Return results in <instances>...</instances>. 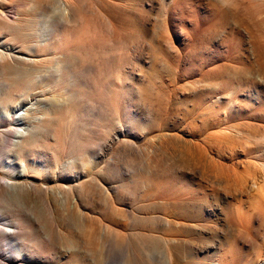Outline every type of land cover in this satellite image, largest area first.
I'll return each instance as SVG.
<instances>
[{
    "label": "rangeland",
    "instance_id": "1",
    "mask_svg": "<svg viewBox=\"0 0 264 264\" xmlns=\"http://www.w3.org/2000/svg\"><path fill=\"white\" fill-rule=\"evenodd\" d=\"M67 1L66 13L0 0V52L29 59L0 56V102L29 131L11 147L17 119H0V216L18 230L2 225L0 264L18 248L29 264H89L78 251L109 264L264 258V121L243 120L261 127L251 134L230 120L264 104V45L249 32L264 0Z\"/></svg>",
    "mask_w": 264,
    "mask_h": 264
},
{
    "label": "bare ground",
    "instance_id": "2",
    "mask_svg": "<svg viewBox=\"0 0 264 264\" xmlns=\"http://www.w3.org/2000/svg\"><path fill=\"white\" fill-rule=\"evenodd\" d=\"M59 1V5H60V8H61V10L63 11V12H69V2L67 1V0H58ZM175 0H173V2H174ZM224 5V3L223 4H221V3H219V5L218 6H216V8H215V11L217 12V14H220V15H222V17H224L225 16V14H226V11H224V9H223V6ZM245 5V4H244ZM244 5H242V3L240 2V0L236 3V7L239 9V8H241L242 7V11H244V10H246V9H244L243 10V7H244ZM244 8H246V7H244ZM226 10V9H225ZM0 15H5V11L3 10V8H1L0 7ZM219 17V16H218ZM218 19V18H217ZM249 20H250V22H251V24L249 25L250 26V31H249V29H248V31L250 32V34L251 35H253V37H256L257 39H258V41H260L261 43H263V44H261V45H264V11H262L260 14H258V15H255L254 14V16H251V17H249ZM220 21V20H219ZM238 23V22H237ZM239 24H241V25H243L244 27H246V22H244L242 19L241 20H239ZM224 28V27H223ZM42 30V29H41ZM48 31H49V29H47ZM46 30V31H47ZM52 32L54 31V30H52V29H50ZM50 31V32H51ZM40 32H42V31H40ZM52 32L50 33V34H47V32H46V34L43 32L41 35L39 34V37H42V39H46V40H50V36H51V34H52ZM39 33V32H38ZM54 34V33H53ZM53 34H52V36H53ZM232 35V34H231ZM252 37V38H253ZM251 38V39H252ZM255 39V38H254ZM254 39H252L253 41H254ZM257 41V40H256ZM255 41V42H256ZM258 41H257V43H258ZM255 42H253V43H255ZM256 46V45H255ZM260 47H262V46H260ZM34 48H39V44L38 43H36L35 45H34ZM256 48V47H255ZM6 53H8L11 57H12V60L13 61H15V62H19V61H27V60H29V59H25L24 60V58H23V56H21V55H19V54H15L14 52H12V51H9L8 50V52H7V50H5V53H3V52H0V56L1 57H3ZM10 56H8V57H10ZM10 57V58H11ZM257 57H258V62H260V67H261V69L264 71V51H260V52H258L257 53ZM228 60H230V58H228ZM32 62V61H31ZM32 63H34V62H32ZM227 66V65H226ZM206 67V66H205ZM208 68V67H207ZM214 68V67H213ZM225 68V67H224ZM227 68H228V66H227ZM198 69V68H197ZM215 69V68H214ZM223 69V68H222ZM231 69V68H230ZM242 69V68H241ZM260 69V70H261ZM218 70V69H217ZM226 70V69H225ZM229 70V69H228ZM227 70V71H228ZM48 71V70H47ZM222 71V70H221ZM224 71V70H223ZM46 72V71H45ZM194 72V71H193ZM198 74L204 79V80H206V79H215L216 78V73H215V70H213V69H205V68H203V67H201L198 71ZM218 73L219 72H217V75H218ZM264 73V72H263ZM37 74H39V72L38 73H36V75ZM220 74V73H219ZM222 75V74H221ZM229 75V74H228ZM231 75V74H230ZM42 77H43V75H41ZM40 76V77H41ZM226 76V75H225ZM241 76V75H240ZM219 77H221V76H219ZM39 77H37V79H38ZM262 78V77H261ZM40 79V78H39ZM202 79V80H203ZM260 79V78H259ZM217 80V79H216ZM235 81V80H234ZM225 82V81H224ZM225 84V88L227 89V91H228V93L229 94H232V95H236V94H238L239 93V89H237V88H239V87H236V85L234 86V83H230L229 81H227V82H225L224 83ZM262 85H264V83L262 84ZM238 86H239V84H238ZM193 102H194V104H193ZM14 103V101H12L11 99H5V100H3L2 102H0V119L1 120H9V121H11V120H13L14 118H16L17 120H16V127H14V129L16 130L15 132H12V134L13 135H11L12 136V139H11V144H10V146L11 147H18L20 144H21V141H23L24 140V138L28 135V127L25 125V120H24V113H18L17 112V114L16 113H12L11 114V111L13 112V111H20V110H16V109H18L16 106H12V104ZM192 104H193V108L196 110V111H202L204 108H203V105H204V93H203V95H201L200 97H199V99L197 100V101H192ZM192 111H194V110H192ZM205 113V112H204ZM259 114V117L261 118V120H263L264 121V104L261 106V107H259V108H250L248 111H247V113L244 115V116H231L230 117V120H234L235 122H236V124H238V126H242V127H245L246 128V131H247V129L249 130V131H251L250 133L251 134H259V132H261L262 130H261V127L260 126H256V127H254L253 125H251V124H249V123H244V121L243 120H250V119H253L254 117H256L257 115ZM15 115V116H14ZM210 121V120H209ZM207 123V122H206ZM232 126V125H231ZM235 126V125H234ZM237 125H236V127H234V128H237L238 127ZM241 128V127H240ZM244 129V128H243ZM11 132V131H10ZM245 148H246V146H245ZM246 180V179H245ZM252 186H254V187H257V185L255 184V183H253L252 184ZM240 187V186H239ZM191 193L190 192H187V191H183V192H181V197H184V198H186V199H189L190 197H191ZM162 198H166L167 199V196L166 195H164ZM189 201V200H188ZM194 201V200H193ZM192 203V202H191ZM187 204V203H186ZM189 204V203H188ZM194 204V203H193ZM186 206H188V205H186ZM182 207V206H181ZM189 207V206H188ZM191 207V206H190ZM182 209H183V207H182ZM184 209H185V207H184ZM183 209V212L186 210H184ZM190 209H188V211H189ZM194 210V209H193ZM180 211H182L181 210V208H180ZM179 211V212H180ZM188 211L186 210V212H187V214H188ZM182 212V213H183ZM186 212H185V214H186ZM181 213V212H180ZM190 213V212H189ZM239 213V212H238ZM237 213V214H238ZM191 214V213H190ZM240 214V213H239ZM238 214V216H240ZM178 216V215H177ZM186 216H188V215H186ZM175 220V219H174ZM0 229L3 227L2 225H4L5 227H7L8 228V230L9 229H11L12 231H6V232H4L6 235H10V236H12V235H14L18 230L17 229H12V228H10V226L7 224V219L6 218H1V216H0ZM175 222V221H174ZM174 233V231L172 232V234ZM174 238V237H173ZM176 238V237H175ZM103 246H105V242L104 241H102V247ZM11 247V249H13L12 248V246H10ZM37 254V253H36ZM35 255V254H34ZM34 255H30L29 253H27L26 252V250L25 249H17V257H15V259H16V261H15V264H29V263H33V260L35 259V256ZM77 256H80V258L82 259V260H85V261H89V264H109L108 263V261L106 260V257L105 256H103L104 257V259H102V258H100V256L99 255H97V258L95 259V258H91L90 259V257L88 256V260L86 259V252H82V251H78L77 252ZM11 258H14V256H12ZM10 258V259H11ZM37 258V257H36ZM80 259V260H81ZM94 259V260H93ZM40 264H42V263H40ZM85 264V263H84ZM255 264H264V258H261L260 260H258L257 261V263H255Z\"/></svg>",
    "mask_w": 264,
    "mask_h": 264
}]
</instances>
